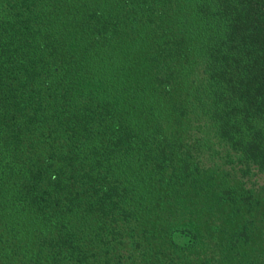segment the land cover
I'll use <instances>...</instances> for the list:
<instances>
[{
  "label": "trees",
  "instance_id": "obj_1",
  "mask_svg": "<svg viewBox=\"0 0 264 264\" xmlns=\"http://www.w3.org/2000/svg\"><path fill=\"white\" fill-rule=\"evenodd\" d=\"M262 173L264 0H0V264H264Z\"/></svg>",
  "mask_w": 264,
  "mask_h": 264
},
{
  "label": "rangeland",
  "instance_id": "obj_2",
  "mask_svg": "<svg viewBox=\"0 0 264 264\" xmlns=\"http://www.w3.org/2000/svg\"><path fill=\"white\" fill-rule=\"evenodd\" d=\"M252 181L256 182L255 185L257 186V188H260L258 191V194L261 195V197H263L264 199V173L256 176V178H254V180ZM182 205L183 206L180 207V210L184 215H187L186 214L187 213V203L184 202ZM200 207L199 209H201ZM202 207H203L202 211H204L206 216L209 215V213L207 212L209 211L208 209H210V211L214 213L215 215L211 214L210 218L209 219L206 218L207 221H204L205 217L204 218L201 217L196 207L191 205L190 209L193 208L195 210L193 212V216L196 217L194 220L196 223L195 225L197 228L199 227L202 232L207 231L206 229L209 230L213 228V224L217 225L218 232H215V233L210 232L211 235L210 237L208 236L206 238L209 241L206 242V247H205V248L208 247L209 251L216 252L215 254H217L218 250L216 249L217 247L216 244L221 239L220 235L229 234L231 231H234L237 226H240V225L230 218L229 210L227 209L223 211L222 207L211 208L210 205H209L210 208H208L205 205L204 206L202 205ZM244 218L245 219H243V223H245L247 229H250L251 231L252 239L250 243H253L252 246L255 249L253 254L256 255L257 257H260L261 259H264V205H261L260 207H258L251 217L245 216ZM213 237L218 238V239L220 238V239L218 240V242H215L216 241L215 239L214 241L215 243H214L212 240Z\"/></svg>",
  "mask_w": 264,
  "mask_h": 264
}]
</instances>
